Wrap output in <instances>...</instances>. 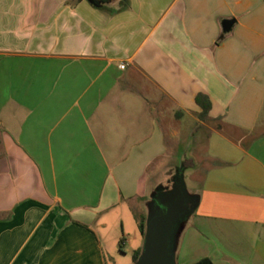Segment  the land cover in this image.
<instances>
[{"label": "crops", "instance_id": "obj_1", "mask_svg": "<svg viewBox=\"0 0 264 264\" xmlns=\"http://www.w3.org/2000/svg\"><path fill=\"white\" fill-rule=\"evenodd\" d=\"M262 129L264 0H0V264H107L102 233L190 138L172 263L264 264Z\"/></svg>", "mask_w": 264, "mask_h": 264}, {"label": "rangeland", "instance_id": "obj_2", "mask_svg": "<svg viewBox=\"0 0 264 264\" xmlns=\"http://www.w3.org/2000/svg\"><path fill=\"white\" fill-rule=\"evenodd\" d=\"M183 149L187 157L183 155L175 157L176 161L170 166V170L173 171L172 179L170 174L163 175L161 184L157 185L146 198L137 199L131 205H126L120 215L116 213L115 223L109 226L107 232L102 233L107 264H135L134 252L138 248H143L146 240V235L139 229V217H144L147 223L152 212L164 210L177 196L183 194L190 209L176 220L171 233L172 239L190 216L192 202L196 190L200 187L202 171L207 161L204 159L203 147L196 142V138L187 139ZM172 181L173 185L166 188L165 184Z\"/></svg>", "mask_w": 264, "mask_h": 264}, {"label": "water", "instance_id": "obj_3", "mask_svg": "<svg viewBox=\"0 0 264 264\" xmlns=\"http://www.w3.org/2000/svg\"><path fill=\"white\" fill-rule=\"evenodd\" d=\"M233 23L234 20H225L224 30L229 31ZM185 199L180 194L164 210L151 213L146 227L145 244L135 264H173L169 252V238L176 220L190 209Z\"/></svg>", "mask_w": 264, "mask_h": 264}, {"label": "trees", "instance_id": "obj_4", "mask_svg": "<svg viewBox=\"0 0 264 264\" xmlns=\"http://www.w3.org/2000/svg\"><path fill=\"white\" fill-rule=\"evenodd\" d=\"M196 102L201 106L202 108V111L200 112L199 116L202 118V119H205L210 110H211V106H212V103L209 99V97L205 94H198L196 96ZM146 227H147V223H146V220L144 217H139V229L141 231L142 234H146ZM142 249L143 248H138L137 250H135L134 252V255H133V260L134 261H137L139 256L141 255L142 253ZM193 264H213L212 260L209 259V258H202L198 261H196L195 263Z\"/></svg>", "mask_w": 264, "mask_h": 264}, {"label": "flooded vegetation", "instance_id": "obj_5", "mask_svg": "<svg viewBox=\"0 0 264 264\" xmlns=\"http://www.w3.org/2000/svg\"><path fill=\"white\" fill-rule=\"evenodd\" d=\"M176 183V182H175ZM193 205H194V199H193V202H192V207H193Z\"/></svg>", "mask_w": 264, "mask_h": 264}, {"label": "built area", "instance_id": "obj_6", "mask_svg": "<svg viewBox=\"0 0 264 264\" xmlns=\"http://www.w3.org/2000/svg\"><path fill=\"white\" fill-rule=\"evenodd\" d=\"M125 65H121L122 68H124Z\"/></svg>", "mask_w": 264, "mask_h": 264}]
</instances>
